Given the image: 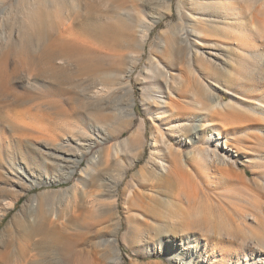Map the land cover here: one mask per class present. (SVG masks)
Wrapping results in <instances>:
<instances>
[{"label":"rangeland","instance_id":"rangeland-1","mask_svg":"<svg viewBox=\"0 0 264 264\" xmlns=\"http://www.w3.org/2000/svg\"><path fill=\"white\" fill-rule=\"evenodd\" d=\"M122 2L117 18L105 19L114 31L107 26L98 51L87 55L88 66L99 70L107 81L113 76L120 90L115 98L120 108L103 111L114 113L116 123L108 127L97 122L98 112L70 119L77 123L71 140L63 137L54 146L74 147L79 137L92 145L72 175L67 168H47L44 157L35 164L20 158L0 166V218L4 205L14 201L12 195L23 193L20 205L17 202L0 223V264H15L25 241H15L17 233L12 236L5 230L15 228L11 218L37 195L54 197L61 222L68 224L73 240L86 252L82 264H263V259L251 253L255 245L244 238L256 227H262L260 235L264 233V111L248 107L246 103L253 102L246 95L238 101L234 90L246 71L241 66H247L248 54L255 50L264 54V0ZM44 7L52 9L42 0H0V75L9 76L17 69L11 86L16 93L29 95L34 108L41 103L34 88L52 84L43 79L37 82V65L25 61L27 57L16 52L20 50L16 44L22 39L20 31L31 27L32 13ZM50 21L49 36L59 35V22L53 16ZM68 23L65 20L63 25ZM172 36L175 41H170ZM212 54L223 58L226 76L216 78L211 62H221ZM86 80L81 83L88 84ZM126 87L133 90V103L126 97ZM85 94L77 88L72 94H57L53 101L59 103L47 111L53 117L81 112L80 107L88 102ZM202 95H222L223 103L235 107L213 118L199 117ZM11 109L0 115L7 127L38 115L37 109L30 111L27 106ZM178 111L184 119H178ZM182 124H197L199 134L187 138L178 132ZM8 132L16 137L25 133ZM226 139L233 144L234 163L229 166L200 154L204 148H224ZM28 143L25 156L42 148L37 141ZM170 149L181 153L191 181L187 184L182 178L160 190L153 187L154 176L168 171ZM115 183H119L118 192L112 196ZM184 186L190 202L182 193ZM12 242L15 246L8 248L6 244ZM37 261L52 263L50 258Z\"/></svg>","mask_w":264,"mask_h":264},{"label":"bare ground","instance_id":"bare-ground-1","mask_svg":"<svg viewBox=\"0 0 264 264\" xmlns=\"http://www.w3.org/2000/svg\"><path fill=\"white\" fill-rule=\"evenodd\" d=\"M82 1L83 0H42L44 6L50 4L52 9H50L49 6L34 11L30 16L31 27L23 28V30L20 31L22 39L16 44V47L20 48V50L16 52L27 57L25 61L37 65V82L41 79L49 80L52 85L39 84L38 87L34 86V89L39 91L37 93V98L41 101L38 107L34 108L29 105L31 102L29 95H20L16 93L11 86V77L17 74V69H14L9 76L0 75V115L5 109H11L17 106H27L30 111L32 109H35V112L36 109L38 111V115H34L30 122H26L27 119L26 121L21 120L17 122V124H10V127H7L3 119L0 118L1 167L6 164L7 160H10V163H13V161L16 163L17 160H21L20 158H22L26 160L28 164H35L44 157L48 160L45 162L46 164L48 163L47 168L53 165L67 168L72 172V175L76 168L81 167L83 159L92 145L82 142L83 138L79 137L81 140L80 142L75 141L74 143L76 144H74V147L70 148L64 143L61 146H54V143L63 139V137H70L68 139L71 140L72 136L69 135L74 133L73 126H77V123L71 122L70 119L74 117L81 120L86 115L89 116V114L92 115L98 112V115L95 117L97 122L108 125V127H112L116 123V116L114 113L103 114V111L106 109L117 111L116 108H118V106L120 108L121 104L115 105V98L118 97L120 90L114 85L113 76L108 77L109 80L107 81L106 77H104L99 70H95L88 66L87 55L98 51L99 40L102 38L105 28L108 26L105 24L106 17L115 20L122 10L123 2L122 0H84L85 3L83 4ZM109 1L111 4L107 3ZM106 5H108V7H106ZM52 16L54 20L59 22L56 25L58 27L57 34L59 35L49 36L50 30L53 29V23L50 21ZM65 20L69 23L63 25ZM108 29L114 31V28L111 26H108ZM169 39L170 41H175L174 36ZM130 40H133L134 44L137 43L135 36L132 34ZM177 53L182 56L181 54L183 52L178 50ZM212 56H215V58L221 62V64L211 62L210 68L213 70L216 78L219 79L226 76L228 71L221 67V65H225L223 58L220 57V55L212 54ZM241 68L246 71H244L242 77L237 82V88L234 90V93L238 96H235V98L240 101V95H246L253 102L246 103L248 107L259 106L261 111H264V54L258 50L251 52L248 54L247 66L242 65ZM204 73H206V71H204ZM84 78H87L88 80L86 81L89 82L86 85L81 83ZM231 85V81L229 80V89ZM64 86L69 87L65 88ZM30 87H32V84ZM75 88L86 91L84 98L88 99V102L80 107L82 111H74L73 114H65L63 117H53L52 113H49L52 110L51 107L59 103L58 101H53L54 96L57 94H72ZM222 90L226 93L229 92L228 89ZM29 91L32 92L33 89L31 88ZM124 91L126 92V97L133 103V90L131 87H126ZM47 99L49 101H44ZM69 99L72 100L71 98ZM199 101L200 112H197L199 117L204 116L208 118L211 116L213 118L227 108L235 107V105L223 103L224 97L222 95L219 97L202 95ZM45 106L49 107L45 108ZM130 107L134 110L133 104H130ZM47 110L50 111L48 112ZM253 110L256 111L255 109ZM28 112L29 111L26 113ZM29 114L31 113L29 112ZM130 114L134 116L136 113L132 111ZM176 115L178 119H184L183 112L178 111ZM213 121L214 120L211 122ZM20 123L24 125H20ZM213 124L214 123H211L208 126H213ZM205 128L206 127H203L204 130ZM8 131L25 133L16 137V133L7 135ZM178 132H182V135L187 138H190V136H194L195 138L197 134H199V129L197 130V124L190 127L187 124H182ZM70 140H68V142ZM29 141L41 143L42 148H39L40 151H37L38 148L34 149V151L29 149L30 151H28L25 156L23 155V149H25L26 146L28 147L27 143ZM188 142L191 143L190 141ZM231 145L233 144L226 139L224 148L222 147L219 149V145L216 146L215 150L204 148L200 150V154H204L205 158L212 159L220 165L229 166L234 161L233 153H231L232 149L230 148ZM170 153L172 155V163L167 172L154 176L156 183H153V187L159 189L164 186L167 188L173 187L177 181H182V178L186 179L185 183L187 184L191 181L189 180L190 176L188 175V171L184 169L183 163L181 162V153H174L172 149H170ZM22 162H20V164ZM27 174L29 175V173ZM118 184L119 183H115L112 196H114L115 193L117 194L118 190L116 187ZM142 186L147 187L145 184H142ZM186 190L187 187L184 186L182 193H185L186 200L190 202ZM135 195L139 196L136 192ZM12 197L14 201L11 200V204L8 203V205H4L2 208L0 223L3 218L8 215L9 210L15 208L16 203L23 197V193H21V195H12ZM54 200V197L51 195H41L40 197H38V195L32 196L28 204L21 208L19 213L11 218L12 225H14L15 228L8 227L5 233L12 235L16 232L18 237L14 240L25 241V243H21V247H19L20 252L17 260H15V264H82V257H84L86 252L78 242L73 240L74 237L72 238V234H70L68 224L64 223V221L61 222V215L53 206ZM166 203L167 202H165V205ZM154 212L157 214L156 211ZM103 216H105V212L101 214V218ZM261 230L263 231L261 226L256 227V229L254 228L250 235H248V238L245 237L244 240H251V244L255 245L254 247H250L252 248L251 253L253 257L256 255L257 258L264 260V233L260 235ZM6 246L9 248L15 245L14 242H12L6 244ZM239 251L240 250L236 251V253L238 252V254H240ZM15 252H17V250ZM36 258H44L46 260L50 258L52 263H47L48 261L34 262ZM4 259H8V255H4Z\"/></svg>","mask_w":264,"mask_h":264},{"label":"trees","instance_id":"trees-1","mask_svg":"<svg viewBox=\"0 0 264 264\" xmlns=\"http://www.w3.org/2000/svg\"><path fill=\"white\" fill-rule=\"evenodd\" d=\"M20 205V201L17 203V206Z\"/></svg>","mask_w":264,"mask_h":264}]
</instances>
